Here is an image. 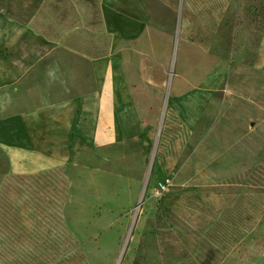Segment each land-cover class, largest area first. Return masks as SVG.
I'll return each instance as SVG.
<instances>
[{
	"label": "rangeland",
	"instance_id": "374dc122",
	"mask_svg": "<svg viewBox=\"0 0 264 264\" xmlns=\"http://www.w3.org/2000/svg\"><path fill=\"white\" fill-rule=\"evenodd\" d=\"M108 1L0 0V20L40 10L43 31H88L93 46ZM127 1L123 17L147 20L167 56L134 73L132 133L147 135L35 175L0 152V264H264V0ZM201 79L217 86L186 126L170 88Z\"/></svg>",
	"mask_w": 264,
	"mask_h": 264
},
{
	"label": "crops",
	"instance_id": "0c3cea01",
	"mask_svg": "<svg viewBox=\"0 0 264 264\" xmlns=\"http://www.w3.org/2000/svg\"><path fill=\"white\" fill-rule=\"evenodd\" d=\"M108 2L109 9L106 2L100 7L104 39L93 46L88 31L75 34L58 26L43 31L40 10L26 21L9 15L0 20V152L9 173L41 174L75 161L105 163L124 143L147 135L144 127L132 133L139 116L135 88L141 83L134 73L165 64L167 56L159 43L149 48L153 40L143 37L150 31L147 20L119 11L133 2ZM179 83L171 85L170 108L186 126L193 125L217 85L208 89L210 82L201 79L177 94Z\"/></svg>",
	"mask_w": 264,
	"mask_h": 264
}]
</instances>
